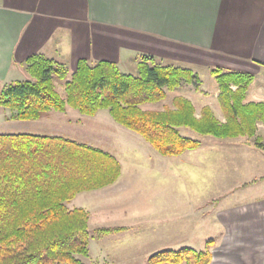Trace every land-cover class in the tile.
Instances as JSON below:
<instances>
[{
	"label": "trees",
	"instance_id": "obj_1",
	"mask_svg": "<svg viewBox=\"0 0 264 264\" xmlns=\"http://www.w3.org/2000/svg\"><path fill=\"white\" fill-rule=\"evenodd\" d=\"M24 68L30 78L0 85V108L10 110L9 119L37 120L68 107L87 116L106 109L115 122L165 156L200 146L199 140L182 134L184 126L221 139L254 138L264 150L258 135L264 101L247 100L254 79L249 72L211 69L225 117L221 121L209 105L197 115L194 103L181 95L163 109L145 108L166 99L183 80H199L191 68L162 64L151 55L141 56L131 73L113 61L85 58L70 73L65 63L40 53L29 56ZM55 79L65 81V95ZM121 170L114 154L85 142L60 135L0 133V264H85L79 256L90 251L89 212L70 208L68 202L82 191L114 183ZM117 230L98 229L102 234ZM212 258L209 246L183 247L154 253L149 262L211 264Z\"/></svg>",
	"mask_w": 264,
	"mask_h": 264
},
{
	"label": "rangeland",
	"instance_id": "obj_2",
	"mask_svg": "<svg viewBox=\"0 0 264 264\" xmlns=\"http://www.w3.org/2000/svg\"><path fill=\"white\" fill-rule=\"evenodd\" d=\"M179 66L194 70L199 80H183L178 88L168 91L166 99L148 103L145 108L163 109L181 95L194 103L197 115L203 105L209 104L218 113L222 109L215 96L219 87L208 68L192 62ZM136 69L122 65L123 72ZM17 74L16 80L30 78L26 71ZM55 83L65 95V81L55 79ZM259 86L264 87V76L254 77L248 100L264 98L255 94L261 90ZM9 116L10 110L0 108V133L60 135L100 147L121 162V175L114 183L82 191L68 202L70 208L84 207L89 212L90 251L87 256H79L85 264H153L150 256L166 249L200 250L209 246L212 250L217 233L226 226L223 221L228 222L219 218L218 210L224 214L226 207L236 202L264 195V150L255 145L254 138L221 139L184 126L180 128L182 134L199 140L200 148L181 156H164L142 136L115 122L106 109L95 116L83 115L71 107L37 120ZM258 135L264 140L261 122ZM229 160L235 163L232 170ZM237 160L245 164L239 166ZM203 202L204 214L197 210ZM103 227L120 230L102 234L98 229Z\"/></svg>",
	"mask_w": 264,
	"mask_h": 264
},
{
	"label": "crops",
	"instance_id": "obj_3",
	"mask_svg": "<svg viewBox=\"0 0 264 264\" xmlns=\"http://www.w3.org/2000/svg\"><path fill=\"white\" fill-rule=\"evenodd\" d=\"M37 53L71 73L81 58L113 61L122 70L151 55L167 65L197 63L210 73L220 67L264 76V0H0V83L16 80ZM258 88L255 94L264 97ZM216 115L225 121L222 109ZM205 207L197 210L204 214ZM226 209L218 210L228 222L213 240L212 263L263 264L264 195Z\"/></svg>",
	"mask_w": 264,
	"mask_h": 264
}]
</instances>
